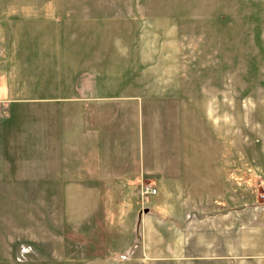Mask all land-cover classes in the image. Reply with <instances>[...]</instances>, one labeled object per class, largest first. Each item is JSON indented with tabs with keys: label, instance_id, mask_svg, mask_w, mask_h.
Wrapping results in <instances>:
<instances>
[{
	"label": "crops",
	"instance_id": "0c3cea01",
	"mask_svg": "<svg viewBox=\"0 0 264 264\" xmlns=\"http://www.w3.org/2000/svg\"><path fill=\"white\" fill-rule=\"evenodd\" d=\"M92 1L0 0V264H65L78 245L178 264L192 231L197 249L222 238L234 251L238 217L251 231L261 205L237 192L238 175L254 180L238 153L258 147L238 152L235 96L222 128L219 94L142 70L141 55L125 63L134 44L110 64L113 43L95 35L94 49L91 14L59 12ZM143 182L158 188L146 202Z\"/></svg>",
	"mask_w": 264,
	"mask_h": 264
},
{
	"label": "rangeland",
	"instance_id": "374dc122",
	"mask_svg": "<svg viewBox=\"0 0 264 264\" xmlns=\"http://www.w3.org/2000/svg\"><path fill=\"white\" fill-rule=\"evenodd\" d=\"M58 8L61 14H91L87 28L92 27L94 40L95 35L109 34L113 43L109 48L116 52L110 64L121 63L120 50L126 52L134 44L131 48L136 52L125 63H138L134 55H141L142 70L161 66L166 80L188 81L190 92L219 94L222 128L229 122L230 95L235 96L238 152L243 144L258 147L257 152L250 148L248 153H238L237 160L252 164L254 180L243 181L250 178L238 175L237 192L259 195L255 224L249 231L250 216L238 217L234 251L223 247L222 238L215 240L214 248L197 249V234L192 231L182 234L191 246L173 250L172 256L178 264H264V168L258 169L264 164V0H93L86 5L59 4ZM93 44L96 49L100 42ZM105 50H96L94 55L100 58ZM200 83L201 88H196ZM151 195L142 200L148 201ZM224 239L227 244L228 236ZM246 245L253 247L243 248ZM78 246V258L65 264H141L111 251L92 257Z\"/></svg>",
	"mask_w": 264,
	"mask_h": 264
},
{
	"label": "built area",
	"instance_id": "2783aa9c",
	"mask_svg": "<svg viewBox=\"0 0 264 264\" xmlns=\"http://www.w3.org/2000/svg\"><path fill=\"white\" fill-rule=\"evenodd\" d=\"M2 101L3 99L0 98V106L2 104ZM140 190V195L142 196L141 198L145 199V197L153 194V193H156V187L149 183V182H143L139 188ZM264 195V194H263Z\"/></svg>",
	"mask_w": 264,
	"mask_h": 264
}]
</instances>
